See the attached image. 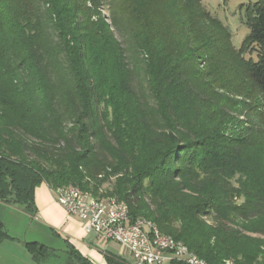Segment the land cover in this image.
I'll list each match as a JSON object with an SVG mask.
<instances>
[{"label":"trees","instance_id":"16d2710c","mask_svg":"<svg viewBox=\"0 0 264 264\" xmlns=\"http://www.w3.org/2000/svg\"><path fill=\"white\" fill-rule=\"evenodd\" d=\"M246 16L237 49L202 0H0V203L77 187L209 264H264V0Z\"/></svg>","mask_w":264,"mask_h":264},{"label":"crops","instance_id":"0c3cea01","mask_svg":"<svg viewBox=\"0 0 264 264\" xmlns=\"http://www.w3.org/2000/svg\"><path fill=\"white\" fill-rule=\"evenodd\" d=\"M37 215L31 217L21 210L0 203V220L11 239L0 245V264H34L25 243L38 242L65 251L68 244L93 264H109L107 258L129 259V251L115 242L100 241L86 232L87 223L69 215L57 202L47 184L36 189Z\"/></svg>","mask_w":264,"mask_h":264},{"label":"built area","instance_id":"2783aa9c","mask_svg":"<svg viewBox=\"0 0 264 264\" xmlns=\"http://www.w3.org/2000/svg\"><path fill=\"white\" fill-rule=\"evenodd\" d=\"M56 202L71 216L85 221L86 232L94 233L100 241L115 242L129 251V259L123 264H170L172 261H181L185 264H200L193 262L188 254L181 250H174L173 238L158 239L153 232V239H144L145 229L138 222L132 221L128 207L115 209L82 196V191L58 188L52 190ZM149 242H158L165 246V253H157L149 249Z\"/></svg>","mask_w":264,"mask_h":264},{"label":"rangeland","instance_id":"374dc122","mask_svg":"<svg viewBox=\"0 0 264 264\" xmlns=\"http://www.w3.org/2000/svg\"><path fill=\"white\" fill-rule=\"evenodd\" d=\"M110 0H107L109 2ZM258 0H202L203 8L209 12L213 17L219 19L221 23L227 27L232 34V43L239 49L249 35V27L246 23L247 9L256 3ZM103 17L108 18L110 9L108 4L100 10ZM95 19V18H94ZM246 58L251 55L246 54ZM253 57H255L253 55ZM106 185L103 189H106ZM241 202V200H239ZM149 229V228H148ZM63 261H57L56 264H62Z\"/></svg>","mask_w":264,"mask_h":264},{"label":"bare ground","instance_id":"6f19581e","mask_svg":"<svg viewBox=\"0 0 264 264\" xmlns=\"http://www.w3.org/2000/svg\"><path fill=\"white\" fill-rule=\"evenodd\" d=\"M66 188L67 190H80L82 191V196H84L86 199L94 200L100 203H104L110 206H115V209H125L124 204H120L116 202V200L112 198H96L92 194L84 192L81 188L77 187H62ZM129 209V208H128ZM135 222H138V224H141L143 228L145 229H153V231H144V239H153V232L157 235L158 239H168L169 237L162 235L157 227H155L152 223L144 220V219H138ZM173 248L174 250H181L183 253L188 254L189 257L192 258L193 262H199L200 264H209L205 260L198 257L196 254H194L190 249L182 242H177L173 240ZM149 249L156 250L157 253H165V246L159 245L158 242H149ZM227 264H231V262H227Z\"/></svg>","mask_w":264,"mask_h":264}]
</instances>
